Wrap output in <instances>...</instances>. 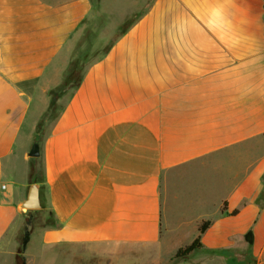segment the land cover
Segmentation results:
<instances>
[{
	"label": "crops",
	"instance_id": "crops-1",
	"mask_svg": "<svg viewBox=\"0 0 264 264\" xmlns=\"http://www.w3.org/2000/svg\"><path fill=\"white\" fill-rule=\"evenodd\" d=\"M145 3L39 130L95 4L0 0V264L37 210L23 207L32 185L53 223L32 231L27 264L34 248L57 264L124 250L137 264H264V0ZM205 221L202 248L173 259Z\"/></svg>",
	"mask_w": 264,
	"mask_h": 264
},
{
	"label": "rangeland",
	"instance_id": "rangeland-1",
	"mask_svg": "<svg viewBox=\"0 0 264 264\" xmlns=\"http://www.w3.org/2000/svg\"><path fill=\"white\" fill-rule=\"evenodd\" d=\"M95 4V12H93L92 17L86 18L81 24V29L79 32V38L75 40L74 49L72 51L71 57L67 63V70L70 61L75 57H79L80 67H86L89 63L94 61L99 57L104 49L115 39L119 34L120 29L123 25L134 19L136 11H141L147 5L145 0H92ZM132 10V15L127 19L122 21V18L126 16L125 11ZM138 13V12H137ZM79 67V68H80ZM60 79V78H55ZM64 77L61 78L59 85H61ZM58 85V86H59ZM57 86V87H58ZM56 88V87H54ZM70 95V90L63 95L57 102L54 108H47L45 114L41 118L38 129L45 128L48 124L50 125L60 109L66 102ZM38 167L35 168V175L38 176ZM53 219L49 217L48 211L38 208L34 212L33 220V233L35 238L39 237V231L41 228L47 225H52ZM37 236V237H36ZM206 252H196L194 257L190 260H198L201 256H206ZM144 259L148 257L155 256L154 253H144L142 254ZM141 254L131 251L123 252H113L111 258L109 259V264H137L141 260ZM224 254L226 261L231 260L232 256ZM234 256V255H233ZM239 256V257H238ZM31 264H57L56 260V249H48L42 252L34 248V253L32 254ZM236 261L241 260L240 255H235ZM152 259V257L150 258ZM175 260H182L173 258ZM189 259V258H187ZM93 261L99 263L98 258L93 259ZM209 261V260H208ZM5 264H14L12 260H7ZM104 264V262H103Z\"/></svg>",
	"mask_w": 264,
	"mask_h": 264
},
{
	"label": "trees",
	"instance_id": "trees-1",
	"mask_svg": "<svg viewBox=\"0 0 264 264\" xmlns=\"http://www.w3.org/2000/svg\"><path fill=\"white\" fill-rule=\"evenodd\" d=\"M143 14V12H140L139 14H136L134 19L123 25L120 29L119 34L115 37V39L104 49L103 53L97 57L94 61L89 63L86 67H80V61L79 57H75L73 60L70 61V64L68 65V70H66L65 75L63 76L64 79L58 87L51 89L48 92L49 98H50V108H54L56 105V102L65 95L70 90V95L74 92L75 89H77L83 79V75L86 72V70L96 61L101 60L103 57L107 55V53L110 51L114 43L117 41V39L126 33V31L138 20V18ZM80 67V68H79ZM69 95V96H70ZM62 109V108H61ZM60 109V110H61ZM58 115V114H57ZM57 117V116H56ZM55 117V119H56ZM54 119V120H55ZM35 174V168L32 167L31 170V178H34ZM226 209V205L223 208ZM237 211H234L232 214L235 215ZM33 220L34 216L31 214L29 217L26 218L25 226L23 229V233L20 238V245L17 251L16 255V261L15 264H27L26 259V251L28 244L31 239L32 231H33ZM211 222L205 221L203 222L199 227V235L196 237V239L190 243L187 244L177 251L175 258L177 259H187L193 252L199 250L202 248V235L207 231V229L210 227ZM246 240L248 243H253V234L249 232L246 235Z\"/></svg>",
	"mask_w": 264,
	"mask_h": 264
},
{
	"label": "water",
	"instance_id": "water-1",
	"mask_svg": "<svg viewBox=\"0 0 264 264\" xmlns=\"http://www.w3.org/2000/svg\"><path fill=\"white\" fill-rule=\"evenodd\" d=\"M30 156L33 158L39 156V145L37 143L33 145ZM23 207L27 210H35L41 208L37 185H32L30 187L28 194V202H26Z\"/></svg>",
	"mask_w": 264,
	"mask_h": 264
},
{
	"label": "built area",
	"instance_id": "built-area-1",
	"mask_svg": "<svg viewBox=\"0 0 264 264\" xmlns=\"http://www.w3.org/2000/svg\"><path fill=\"white\" fill-rule=\"evenodd\" d=\"M8 186L0 181V194L7 190Z\"/></svg>",
	"mask_w": 264,
	"mask_h": 264
}]
</instances>
